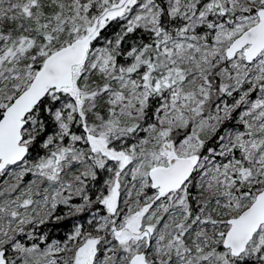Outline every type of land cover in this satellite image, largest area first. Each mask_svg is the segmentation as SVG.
<instances>
[{
  "label": "snow or ice",
  "instance_id": "obj_1",
  "mask_svg": "<svg viewBox=\"0 0 264 264\" xmlns=\"http://www.w3.org/2000/svg\"><path fill=\"white\" fill-rule=\"evenodd\" d=\"M0 264H264V0H0Z\"/></svg>",
  "mask_w": 264,
  "mask_h": 264
},
{
  "label": "trees",
  "instance_id": "obj_2",
  "mask_svg": "<svg viewBox=\"0 0 264 264\" xmlns=\"http://www.w3.org/2000/svg\"><path fill=\"white\" fill-rule=\"evenodd\" d=\"M99 185H97L98 187ZM95 196V189L90 193ZM74 205L80 204L79 198L72 201ZM62 217V219L57 220L56 217ZM90 218L89 211H84L81 213L70 214V210L65 205H59L56 211L52 213L51 219H49L46 224L40 225L39 230L44 232L52 239H62L64 238L73 228L75 224H84L87 226V219Z\"/></svg>",
  "mask_w": 264,
  "mask_h": 264
},
{
  "label": "rangeland",
  "instance_id": "obj_3",
  "mask_svg": "<svg viewBox=\"0 0 264 264\" xmlns=\"http://www.w3.org/2000/svg\"><path fill=\"white\" fill-rule=\"evenodd\" d=\"M55 211H56V210H55ZM55 211H54V212H55ZM54 212H53V213H54Z\"/></svg>",
  "mask_w": 264,
  "mask_h": 264
}]
</instances>
